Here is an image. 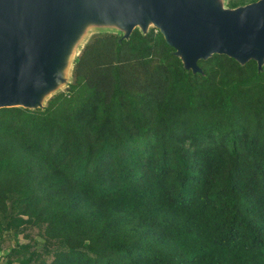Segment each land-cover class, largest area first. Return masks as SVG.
Returning <instances> with one entry per match:
<instances>
[{
	"label": "trees",
	"instance_id": "trees-1",
	"mask_svg": "<svg viewBox=\"0 0 264 264\" xmlns=\"http://www.w3.org/2000/svg\"><path fill=\"white\" fill-rule=\"evenodd\" d=\"M175 53L99 33L43 108L0 109V260L264 264V65Z\"/></svg>",
	"mask_w": 264,
	"mask_h": 264
},
{
	"label": "water",
	"instance_id": "water-1",
	"mask_svg": "<svg viewBox=\"0 0 264 264\" xmlns=\"http://www.w3.org/2000/svg\"><path fill=\"white\" fill-rule=\"evenodd\" d=\"M91 27L123 38L155 28L193 73L215 54L264 65V0L235 9L224 0H0V109L43 108Z\"/></svg>",
	"mask_w": 264,
	"mask_h": 264
},
{
	"label": "rangeland",
	"instance_id": "rangeland-1",
	"mask_svg": "<svg viewBox=\"0 0 264 264\" xmlns=\"http://www.w3.org/2000/svg\"><path fill=\"white\" fill-rule=\"evenodd\" d=\"M228 0H224V3H226ZM239 2V0H236ZM247 1H251V0H247ZM103 32H107V33H117L118 31L115 28H110V27H91L89 28L83 35V37L81 38V40L77 43V45L75 44V46L73 47L72 50V56H71V60L72 58H74L76 55L79 54V52L81 51L82 47L95 35L99 34V33H103ZM64 83L61 85L60 89L58 92H61L63 90H65L67 88V85L69 83L72 82L73 80V74H72V67L71 64L69 63L67 68L65 69L64 72ZM49 99V98H48ZM47 99V100H48ZM46 102V101H45ZM45 104V103H44ZM19 239L21 241H23L21 239V237H19ZM0 264H5L4 260L1 259L0 260Z\"/></svg>",
	"mask_w": 264,
	"mask_h": 264
}]
</instances>
